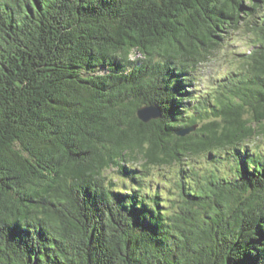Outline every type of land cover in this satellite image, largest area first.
Listing matches in <instances>:
<instances>
[{"label":"trees","instance_id":"obj_1","mask_svg":"<svg viewBox=\"0 0 264 264\" xmlns=\"http://www.w3.org/2000/svg\"><path fill=\"white\" fill-rule=\"evenodd\" d=\"M234 31L241 69L184 106ZM261 135L264 0H0V264H264ZM152 167L190 176L168 201Z\"/></svg>","mask_w":264,"mask_h":264},{"label":"rangeland","instance_id":"obj_2","mask_svg":"<svg viewBox=\"0 0 264 264\" xmlns=\"http://www.w3.org/2000/svg\"><path fill=\"white\" fill-rule=\"evenodd\" d=\"M254 48V42L252 41L251 35L243 31H234L229 41L224 42L223 46L213 55L211 60L204 61L197 67L198 70L193 72L194 80L189 82V85L184 86L186 89L193 91L194 97L192 101H186L184 106L194 107V104L201 101V99L209 92H213L217 87L218 83L227 75L233 71L241 69V62L243 56L248 54ZM97 72H107L106 67L98 69ZM189 74L188 78L191 77ZM211 106V104H208ZM248 151L253 152L259 148L264 154V137H254L248 143ZM241 157V162L244 164V158L246 153L241 150L238 152ZM209 158V157H208ZM208 158L200 156L198 159H194L195 166L205 168H213L209 165ZM131 165V164H130ZM209 165V166H208ZM218 171H230L226 164H217ZM133 167L141 169L140 163L134 164ZM178 168L172 167H152L149 172L150 178L145 180L146 189L149 188L152 191H159L162 196L168 201L171 197L178 195V189L176 188V181L178 179L187 180L189 174L186 172L179 174ZM108 179L117 183L115 188H122L123 175L118 171L116 167L110 168L106 171ZM130 187H134L133 183H130Z\"/></svg>","mask_w":264,"mask_h":264},{"label":"water","instance_id":"obj_3","mask_svg":"<svg viewBox=\"0 0 264 264\" xmlns=\"http://www.w3.org/2000/svg\"><path fill=\"white\" fill-rule=\"evenodd\" d=\"M138 115L144 122H149L152 119L160 118L162 115L161 109L156 105L149 104L138 109ZM196 129V126L184 128L177 131L179 135H186L190 131Z\"/></svg>","mask_w":264,"mask_h":264}]
</instances>
